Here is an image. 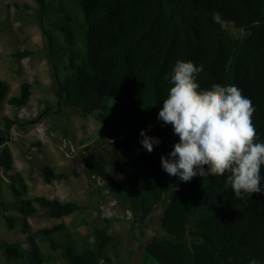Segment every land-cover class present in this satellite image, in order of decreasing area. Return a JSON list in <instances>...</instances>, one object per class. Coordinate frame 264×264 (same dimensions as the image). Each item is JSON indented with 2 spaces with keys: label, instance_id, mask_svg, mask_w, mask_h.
<instances>
[{
  "label": "trees",
  "instance_id": "obj_1",
  "mask_svg": "<svg viewBox=\"0 0 264 264\" xmlns=\"http://www.w3.org/2000/svg\"><path fill=\"white\" fill-rule=\"evenodd\" d=\"M36 1L39 25L50 42L60 104L94 115L108 129L107 141L85 156L87 171L114 196L137 200L139 207L129 202L139 223L165 201L161 216L165 233L152 237L144 245L145 253L156 264H249L253 258L264 264V179L261 193L238 199L226 188V175L205 179L197 175L189 182L168 175L161 157L168 156L179 137L170 124L157 119L173 86L166 77L177 61H192L203 66L197 76L202 90L213 84L235 85L251 100L257 142L264 143V0ZM15 6L30 8L26 3ZM222 21L232 22L243 34L233 35ZM53 28L62 33L64 45ZM32 54L24 49L13 56ZM31 87L23 81L9 104L27 105ZM10 91L9 83L0 78V103ZM3 122L0 169L8 180L0 173V204L6 225L19 226L27 236L17 242L0 239L1 264H54L59 257L67 264H110L113 259L107 251L118 256V242L107 218L104 225L96 224L81 236L63 234L82 223L90 225L87 217L31 231L29 218L39 208L61 219L85 207L77 200L23 197L29 189L25 177L19 171L8 173L15 166L8 145L15 120L4 116ZM142 130L160 141L151 153L140 143ZM128 167L126 180L119 181ZM41 170L48 184L70 177V172L49 164ZM6 187L16 197L10 203L3 202Z\"/></svg>",
  "mask_w": 264,
  "mask_h": 264
},
{
  "label": "rangeland",
  "instance_id": "obj_2",
  "mask_svg": "<svg viewBox=\"0 0 264 264\" xmlns=\"http://www.w3.org/2000/svg\"><path fill=\"white\" fill-rule=\"evenodd\" d=\"M16 2L21 5L26 3L30 8L15 6ZM39 11L40 6L36 0H0V78L11 87L8 97L0 103V127H3L4 116L15 120L8 141L15 166L8 173L19 171L25 177L29 189L23 197L45 195L61 200H77L85 209L71 216L55 219L48 216L46 209L39 208L29 218L31 231L53 227L60 222L70 225L76 216L79 219L87 217L90 225L82 223L63 234L65 238L70 234L81 236L91 233L96 224L104 225L107 218L111 223V232L118 242V256L110 249L107 251V255L113 259L110 264H156V259L145 253L144 245L152 237L165 233L161 227L165 201L157 205L144 223H139L131 205L133 203L139 207L138 201L114 196L105 189L102 182L96 184L94 176L87 171L85 156L91 153L93 147L107 141L108 129L94 115L60 104L58 83L51 62L50 42L39 25ZM54 17L55 15L48 17L45 24H49ZM222 23L233 35L243 34L232 22ZM53 30L59 44L64 45L60 30ZM24 49L31 50L33 54L25 58L13 56L14 52ZM25 80L32 85L31 100L23 107H14L9 104L8 98L19 93L21 83ZM47 109L52 112L47 113ZM45 164L56 170L70 172V177L45 183L41 170ZM129 171L130 167L121 172L118 180L125 181ZM0 173L3 174L1 169ZM3 175L7 179L6 174ZM96 189H99L98 193ZM15 198L6 187L3 202L10 203ZM5 213L0 204V239L8 242L24 241L27 235L21 232L19 226L9 228L6 225ZM11 213L17 214V211L12 210ZM43 249L48 251L49 247L44 245ZM2 262L3 255L0 251V264ZM54 264L67 262L59 257Z\"/></svg>",
  "mask_w": 264,
  "mask_h": 264
},
{
  "label": "clouds",
  "instance_id": "obj_3",
  "mask_svg": "<svg viewBox=\"0 0 264 264\" xmlns=\"http://www.w3.org/2000/svg\"><path fill=\"white\" fill-rule=\"evenodd\" d=\"M203 66L192 61H177L169 77L173 85L163 100L157 119L170 124L179 141L167 157H161L163 170L189 182L199 175L222 177L235 198L261 193L264 170V143L257 142L253 122L255 108L235 85L213 84L202 90L197 76ZM140 136L143 148L151 153L158 138ZM207 167V171H205ZM249 264H260L253 258Z\"/></svg>",
  "mask_w": 264,
  "mask_h": 264
}]
</instances>
